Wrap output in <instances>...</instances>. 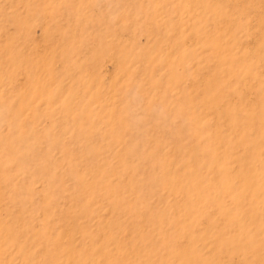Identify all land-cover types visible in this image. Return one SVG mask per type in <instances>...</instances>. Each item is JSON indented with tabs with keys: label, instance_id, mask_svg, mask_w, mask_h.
<instances>
[{
	"label": "rangeland",
	"instance_id": "374dc122",
	"mask_svg": "<svg viewBox=\"0 0 264 264\" xmlns=\"http://www.w3.org/2000/svg\"><path fill=\"white\" fill-rule=\"evenodd\" d=\"M0 264H264V0H0Z\"/></svg>",
	"mask_w": 264,
	"mask_h": 264
}]
</instances>
